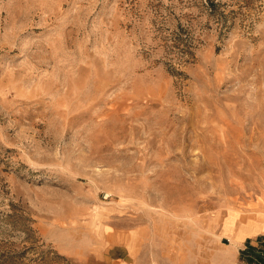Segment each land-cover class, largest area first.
<instances>
[{"label": "rangeland", "instance_id": "1", "mask_svg": "<svg viewBox=\"0 0 264 264\" xmlns=\"http://www.w3.org/2000/svg\"><path fill=\"white\" fill-rule=\"evenodd\" d=\"M263 241L264 0H0V264Z\"/></svg>", "mask_w": 264, "mask_h": 264}, {"label": "trees", "instance_id": "2", "mask_svg": "<svg viewBox=\"0 0 264 264\" xmlns=\"http://www.w3.org/2000/svg\"><path fill=\"white\" fill-rule=\"evenodd\" d=\"M242 255L244 260H247L249 264H264V250L257 249L251 246L250 243L247 245Z\"/></svg>", "mask_w": 264, "mask_h": 264}]
</instances>
